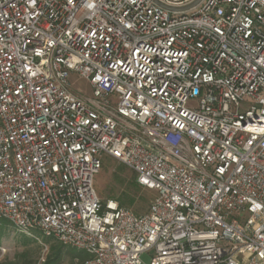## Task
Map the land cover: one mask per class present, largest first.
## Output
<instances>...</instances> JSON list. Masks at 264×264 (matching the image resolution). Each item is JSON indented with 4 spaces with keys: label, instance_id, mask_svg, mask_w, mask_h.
Wrapping results in <instances>:
<instances>
[{
    "label": "built area",
    "instance_id": "built-area-1",
    "mask_svg": "<svg viewBox=\"0 0 264 264\" xmlns=\"http://www.w3.org/2000/svg\"><path fill=\"white\" fill-rule=\"evenodd\" d=\"M0 219L82 264H264V0H0Z\"/></svg>",
    "mask_w": 264,
    "mask_h": 264
},
{
    "label": "rangeland",
    "instance_id": "rangeland-1",
    "mask_svg": "<svg viewBox=\"0 0 264 264\" xmlns=\"http://www.w3.org/2000/svg\"><path fill=\"white\" fill-rule=\"evenodd\" d=\"M75 88L82 94L90 93L83 81H75ZM101 160V169L94 179V189L100 200L117 202L135 214L145 213L155 192L138 186L134 181V173L121 162L108 156H102ZM151 256V253H145L141 259L148 264ZM84 258L83 253L53 238H44L39 234L35 237L19 234L7 221L0 219V264L22 259L27 264H43L48 259L51 260L48 264H82Z\"/></svg>",
    "mask_w": 264,
    "mask_h": 264
},
{
    "label": "water",
    "instance_id": "water-1",
    "mask_svg": "<svg viewBox=\"0 0 264 264\" xmlns=\"http://www.w3.org/2000/svg\"><path fill=\"white\" fill-rule=\"evenodd\" d=\"M154 3H156L157 5L161 6L162 8L168 10V11H171V12H176V11H187L189 9H192L193 7H195L196 5H198L201 0H196L195 2H193L192 4L186 6V7H183V8H172V7H168V6H165L163 4H160L159 2L153 0Z\"/></svg>",
    "mask_w": 264,
    "mask_h": 264
},
{
    "label": "trees",
    "instance_id": "trees-1",
    "mask_svg": "<svg viewBox=\"0 0 264 264\" xmlns=\"http://www.w3.org/2000/svg\"><path fill=\"white\" fill-rule=\"evenodd\" d=\"M134 181H135V183L137 184V182H136V178H135V176H134ZM138 185V184H137ZM139 186V185H138ZM141 187V186H140ZM27 239V238H26ZM80 255V254H79ZM85 257V256H84ZM49 261L51 262V260H47V263L46 262H44L43 264H48L49 263ZM9 264H27L26 262H25V260H23L22 259V261L21 260H19V261H17V262H12V263H9Z\"/></svg>",
    "mask_w": 264,
    "mask_h": 264
}]
</instances>
